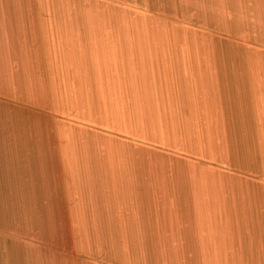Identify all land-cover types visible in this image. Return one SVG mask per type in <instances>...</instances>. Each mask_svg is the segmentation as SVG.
Wrapping results in <instances>:
<instances>
[{
	"label": "crops",
	"instance_id": "crops-1",
	"mask_svg": "<svg viewBox=\"0 0 264 264\" xmlns=\"http://www.w3.org/2000/svg\"><path fill=\"white\" fill-rule=\"evenodd\" d=\"M60 2L0 0V264H135L136 258L139 264H163L168 250L191 251L194 261L199 250L196 235L177 231L167 221V180L154 174L160 166L152 169L128 148H120L104 128L163 123L175 139L205 150L214 148L225 115L219 103L224 96H216L223 92L215 82L219 61L209 59L211 73L197 72L200 96L188 76L180 93L190 113L184 122L174 115L169 121V113L158 104L162 92L145 85L148 61L138 55L145 45L130 42L121 26L115 27L116 37L103 40L102 28L107 25L100 14L88 15L80 6ZM254 4L257 12L264 11V0ZM190 46L186 42L181 49L193 73L196 61L189 62ZM260 77L264 81L263 70ZM222 78L220 74L219 81ZM240 79L245 93H254L253 103L248 99L250 103H233L231 108L239 122L245 119L256 125L245 132L253 133L256 143L247 140L243 150L261 159L264 84L257 86L251 78L247 82L244 75ZM240 96L246 98L242 90ZM222 108H227L226 103ZM175 123L188 127L179 129ZM198 123L203 126L199 130ZM154 185L166 188L161 198L158 186L152 190ZM153 192L159 195L163 213H153ZM193 196L187 203H194ZM226 204L224 200L222 207L227 210ZM242 207L244 212L237 216L239 232L231 233L242 244L230 247L226 234V241L215 245L218 259L227 264H264V227L258 222L262 214L256 207L247 212L241 206L237 211ZM168 225L173 229L170 234ZM104 230L118 237V248L116 236L112 234L115 244L108 239L116 255L105 247L104 239L110 235ZM168 242L179 248L168 249Z\"/></svg>",
	"mask_w": 264,
	"mask_h": 264
},
{
	"label": "rangeland",
	"instance_id": "rangeland-1",
	"mask_svg": "<svg viewBox=\"0 0 264 264\" xmlns=\"http://www.w3.org/2000/svg\"><path fill=\"white\" fill-rule=\"evenodd\" d=\"M64 1H69L71 6H80L88 15L100 14L107 25L102 28L103 40L108 41L112 34L115 36V27L121 26L130 42L136 44L139 40L145 45L144 52L138 54L148 61L149 75L145 85L162 92L158 95V104L161 111L169 113V121L174 115L184 122L190 113V105L180 93L188 76L191 75L195 94L200 96L202 89L198 90L197 72L202 69L207 75L214 70L209 59L219 61L220 67L215 70L218 81L215 82L223 92L216 96L218 99L224 96V101L219 103L225 115L220 132L215 135L214 148L205 150L184 139H175L163 123L156 127L144 124L133 128L131 125L130 129L108 126L113 129L105 127L104 132H109L120 148H128L135 158L149 162L152 169L160 166L161 171L154 174H161L167 180L168 223L173 222L177 231L185 229L196 235L199 250L194 252V261L191 251L168 250L163 264H227L218 259L215 245H222L227 239L226 234H230V247L236 245L239 248L242 244L237 234H231L239 232L237 216L244 212V207L243 211L237 209L245 206L248 212L250 207H256L262 214L258 222L264 227V156L260 159L246 155L243 150L247 140L256 143L253 133H245L252 132L256 125L246 123L245 119L239 122L235 117L236 109L231 108L233 103H250L248 99L253 103L254 93H245L247 88L240 77L244 75L247 82L254 79L257 86L264 84L260 80L261 71L264 72V11L255 10L254 0ZM186 42L191 45L189 62L196 61L197 71L193 73L189 72L190 64L181 49ZM163 68H169V72L164 73ZM220 74L223 78L219 81ZM248 86L250 92L252 87ZM241 90L245 99L241 98L243 93L240 96ZM168 94H171V100H167ZM223 103L227 108H222ZM172 125L179 129L188 127V123ZM202 127L197 124L198 130ZM156 186L152 190L156 191ZM158 188L161 198L166 188L163 185ZM192 194L194 203L191 205L187 201ZM151 195L154 196V192ZM159 195L152 197L153 213L164 212L157 201ZM224 200H227L229 211L222 207ZM223 216L226 218H221ZM228 216L233 218L230 220ZM172 230L168 225L167 234ZM217 234L222 235L218 237ZM261 245L259 242L258 246ZM248 246L251 248L252 242H248ZM167 247L179 248L175 242H168ZM138 261L136 258L135 264H139Z\"/></svg>",
	"mask_w": 264,
	"mask_h": 264
},
{
	"label": "bare ground",
	"instance_id": "bare-ground-1",
	"mask_svg": "<svg viewBox=\"0 0 264 264\" xmlns=\"http://www.w3.org/2000/svg\"><path fill=\"white\" fill-rule=\"evenodd\" d=\"M46 1H47V0H46ZM60 1H61V0H60ZM60 1H59V2H60ZM63 1H64V0H63ZM74 1H75V0H74ZM54 2H55V1H54ZM54 2H51V3H54ZM65 2H66V1H65ZM65 2H64V3H65ZM165 2H166V1H165ZM42 3H43V2H42ZM66 3H67L66 5H68V3H70V2L68 1V2H66ZM45 4H46V3H45ZM60 4H61V2H60ZM60 4H59V6H60ZM70 4H71V3H70ZM162 4H163V2H162ZM49 5H50V4H49ZM56 5H57V4H56ZM59 6H57V8H58ZM44 7H46V6L44 5ZM54 7H55V5H54ZM60 7H61V6H60ZM49 10H50V9H49ZM58 11H59V8H58ZM72 11H73V10H72ZM79 11L81 12V10H78V12H79ZM72 14H73V13H71V15H72ZM60 15L63 16V13L60 14ZM78 15H79V13H78ZM54 16H55L54 18L56 19V15H54ZM73 16H74V15H73ZM79 16H82V15H79ZM66 17H67V16H66ZM83 17H84V14H83ZM79 18H80V17H79ZM62 19H63V24H64V18L62 17ZM70 19H71V18H70ZM73 19H74V18H73ZM105 20H106V19H105ZM54 21H55V20H54ZM67 21H69V20H66V22H67ZM81 21H82V20H81ZM57 23H58V20H57ZM69 23H70V22H69ZM75 23H76V22H75ZM75 23H74V24H75ZM82 23H83V22H82ZM54 24H55V23H54ZM58 24H59V23H58ZM71 24H73V20H72V23H71ZM56 25H57V24H56ZM56 25H55V26H56ZM68 25H70V24H68ZM70 26H71V25H70ZM70 26H68V28H69ZM77 26H78V25H77ZM79 26H81V25L79 24ZM46 27H47V26H46ZM58 27H59V26H58ZM63 27H65V26L63 25ZM47 28H48V27H47ZM59 28H60V27H59ZM74 28L76 29V26H75ZM56 29H57V28H56ZM72 30H73V29H72ZM55 31H56V30H55ZM75 32H76V35H77V31H76V30H75ZM47 33H48V30H47ZM73 33H74V32H73ZM55 34H56V32H55ZM70 34H71V32H70ZM47 35H49V33H48ZM73 36H74V35H73ZM79 36H80V35H79ZM48 37H49V36H48ZM55 37H56V36H55ZM50 38H51V37H50ZM56 38H57V37H56ZM59 38H60V36H59ZM74 38H75V37H74ZM48 40H49V38H48ZM56 40H57L56 43L59 44L58 39H56ZM77 40H78V36H77ZM74 41H75V39H74ZM75 42H76V41H75ZM77 43H79V41H77ZM77 43H76V44H77ZM72 44H73V42H71V44H69V40H68V45H72ZM79 44H80V43H79ZM74 46H75V43H74ZM69 47H70V46H69ZM77 47H78V46H77ZM60 48H61V45H60ZM72 48H73V45H72ZM79 49H80V48H79ZM58 50H59V49H58ZM67 50H68V46H67ZM75 50H76V49H75ZM55 51H56V50H55ZM79 51H80V50H79ZM81 51H82V50H81ZM81 51H80V52H81ZM58 52H59V51H58ZM75 52H76V51H75ZM157 53H158V52H157ZM67 54H69V53H67ZM71 54H72V53H71ZM76 54H77V53H76ZM58 55H59V54H58ZM72 56H73V54H72ZM78 56H80L79 53H78ZM78 56H77V57H78ZM68 57H69V56H68ZM74 58H75V56H74ZM68 60H69V59H68ZM74 61H75V60H73V64H74ZM76 64H79V63H77V61H76ZM72 66H73V65H72ZM76 70H77V68H76ZM78 71H79V70L76 71L77 73H76L75 75H77V74L79 73ZM74 72H75V71H74ZM156 78H157V76L155 77V80H156ZM62 80H63V79H62ZM68 80H69V79H68ZM71 83H72V82H71ZM65 84H66V83H65ZM77 89H78V87H77ZM152 95H153V93H152ZM151 97H152V96H151ZM104 231H107V230H104ZM104 233H105V235H106V232H103V234H104ZM109 233H110V234H109ZM112 234H113V237L116 236L114 233H112ZM112 234H111V232L107 231V235H110V236H107V237H105L106 239H104V238H103V239H104V240H108L109 237H111L110 240H111V242H112V241H113V240H112ZM114 238H116V240L114 239V240H115V243H116L115 246L118 248V245H117V243H118V241H119V240L117 239L118 237L116 236V237H114ZM104 240H103V244L106 245V241L104 242ZM110 240L107 241V243H108L107 246H105V245H104V246H105L107 249L109 248L108 251L110 250V253H111L112 255H114V254H115L114 251H112L114 254L111 252V248L114 250V246H109V247H108V245H110V244H109V241H110ZM112 243L115 244L114 242H112ZM112 243H111V245H112ZM116 247H115V250H117ZM115 255H116V254H115Z\"/></svg>",
	"mask_w": 264,
	"mask_h": 264
}]
</instances>
